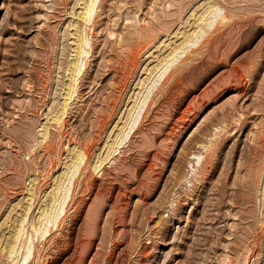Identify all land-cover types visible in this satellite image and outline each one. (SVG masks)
Masks as SVG:
<instances>
[{"label":"rangeland","instance_id":"obj_1","mask_svg":"<svg viewBox=\"0 0 264 264\" xmlns=\"http://www.w3.org/2000/svg\"><path fill=\"white\" fill-rule=\"evenodd\" d=\"M85 2L0 0V264H17V245L81 146L82 201L54 230L59 242L34 241L42 255L30 264H264V0H97L83 22ZM210 4L227 14L214 30ZM193 33L201 46L180 44ZM78 34L87 64L56 123ZM176 44L183 53L139 133L94 171Z\"/></svg>","mask_w":264,"mask_h":264},{"label":"bare ground","instance_id":"obj_2","mask_svg":"<svg viewBox=\"0 0 264 264\" xmlns=\"http://www.w3.org/2000/svg\"><path fill=\"white\" fill-rule=\"evenodd\" d=\"M97 0H86L85 4H84V7L82 8L83 10H81V14H79L81 16V19L83 22H89L90 19H91V10L93 8L94 5H96V2ZM220 5V4H218ZM209 6V5H208ZM209 8H213V12L215 13L214 16L212 18H210L208 21H207V26L209 27V29H216L217 28V25L218 23L222 22L224 19H226V15L225 12L221 9L223 7L221 6H215V5H211L209 6ZM207 9V7H206ZM204 9V10H206ZM224 9V8H223ZM203 11V10H202ZM201 11V13H202ZM204 13V12H203ZM231 13V12H230ZM79 16V17H80ZM200 18V16L198 17ZM86 24V23H85ZM88 24V23H87ZM223 24V23H221ZM198 25V24H197ZM223 26V25H222ZM85 27V26H84ZM201 28V26H200ZM79 29V28H78ZM194 29V28H193ZM77 31V29H76ZM75 31V32H76ZM80 31V30H79ZM81 32V31H80ZM192 32V31H191ZM204 33L207 32L206 29H204L203 31ZM211 32V31H210ZM78 33V31H77ZM219 33V31H218ZM71 34V33H70ZM82 34V33H81ZM85 34V33H83ZM183 34V33H182ZM208 34V33H207ZM221 34V33H220ZM219 34V35H220ZM84 36V35H83ZM82 35L78 34L76 35L75 38H77V42H75L76 46L74 48V51H75V58L74 60H71L72 62H69L68 63V66H70V68H66V69H69L70 70V73H67V74H70V79H68V83L67 84V87H66V92H65V96H63L62 98L63 101L61 103V105H58L60 106V110L57 111L54 115V118L52 116V119L53 122H56V123H61V121L63 120L64 118V115L67 113V106L69 104L68 100L70 101V99H72V95L73 93H75L76 88H77V83H76V80H75V75H77V73L79 72V70L81 69L80 68V65L81 63L84 62V66L87 61H83L85 59H83V55H82V52L84 51L83 50V41L85 39V37H83ZM149 36V35H148ZM187 36V35H186ZM204 34H201V35H198L196 33H193L191 34V36H187L186 38H184L183 43H180V44H184L187 46L190 47H193L195 48L196 46L198 45H202L201 42L205 41L203 40L204 39ZM208 36V35H207ZM218 36V35H217ZM89 37V36H88ZM152 38V37H151ZM154 39V38H153ZM217 39V38H215ZM76 40V39H74ZM149 40V39H148ZM156 40V39H155ZM208 39H206L207 41ZM210 40V39H209ZM208 40V41H209ZM214 40V39H213ZM211 42V41H210ZM144 43V42H143ZM148 43V42H147ZM146 43V44H147ZM179 44V43H178ZM209 44V42H208ZM200 45V46H201ZM183 46V45H182ZM144 47V46H143ZM147 47V45H146ZM173 46H171L172 48ZM138 48V47H137ZM186 48V47H185ZM139 49V48H138ZM145 49V48H144ZM143 49V50H144ZM182 49L181 46L177 45L176 44V47H173L172 49H170L171 51L163 57L161 59H159L158 61V64L161 63L163 61V64H159V65H162L160 69H157V75L154 79H151L150 81V85L147 87V89L145 90V92H143L144 94L138 98V94L140 93L141 89L143 88V83H145V81H143L138 89V91L135 93V97H134V100H133V103L131 104V106H129L130 108L128 109L127 111V115H126V118L125 120L123 121V124L119 127L118 131L116 132V134L114 135L113 138H111V142L105 144L107 146H105V154H103V156L101 155L99 157V159H97V161L95 162V164L92 166L93 170L96 171V170H99L102 166V164H104L105 162H110L111 161V158H110V155H112V158L114 157L113 155L115 153H118L120 152V149L121 147H123V145L127 144V146L130 144V142L132 141V137L138 132L139 128H141V124H142V121H143V118L147 112V110H149V105L151 103V100H152V97H153V94H154V90L157 89L159 86V84H161V82L167 77H169V75L171 74V70H172V65L171 63L173 61H176L175 59L178 58L182 52ZM73 50V49H72ZM71 50V51H72ZM132 50V49H131ZM191 50V49H190ZM195 50V49H194ZM138 51V50H137ZM186 51V50H185ZM184 51V53H185ZM143 52V51H142ZM191 52V51H190ZM129 55V54H128ZM147 55V54H146ZM185 55V54H184ZM183 57V56H182ZM71 59V58H70ZM130 62H131V65L132 66L131 68H134L140 61V58L138 56V52H134L132 53V57H130ZM68 62V61H67ZM174 63V62H173ZM67 64V63H66ZM70 64V65H69ZM158 64H155L156 66ZM175 64H180V63H175ZM129 65V63H128ZM157 66L158 68L160 66ZM183 65V64H182ZM156 66H154V68H152L153 72L154 70L156 69ZM184 67V66H183ZM193 67V66H192ZM137 68V66H136ZM65 69V70H66ZM128 69V68H127ZM151 70V71H152ZM150 71V72H151ZM188 71V70H187ZM131 72V71H129ZM190 73V72H189ZM65 74V73H64ZM79 74V73H78ZM130 74V73H129ZM151 74V73H150ZM156 74V73H155ZM194 74V73H193ZM183 75V74H182ZM69 76V75H68ZM78 76V75H77ZM179 76V75H178ZM147 77V76H146ZM190 77V76H189ZM184 78V77H183ZM182 78V79H183ZM77 79V77H76ZM149 79V78H148ZM147 79V80H148ZM189 80V79H188ZM191 80V79H190ZM124 81V80H123ZM182 81V80H181ZM193 81V80H191ZM176 85V84H175ZM142 87V88H141ZM178 87V86H177ZM181 87V86H180ZM141 88V89H140ZM159 90V89H158ZM171 92V91H170ZM157 93V92H156ZM142 94V93H141ZM64 95V94H63ZM74 96V95H73ZM193 101V100H192ZM57 104V103H56ZM60 104V103H59ZM119 105V104H118ZM188 105V104H187ZM117 108V107H116ZM189 109V108H187ZM197 109V108H196ZM55 110V109H54ZM151 110V109H150ZM185 110V109H184ZM186 111V110H185ZM188 111V110H187ZM190 111V110H189ZM188 111V112H189ZM149 112V111H148ZM116 113V112H115ZM184 113V112H183ZM103 115V114H102ZM182 116V115H181ZM105 117V116H104ZM184 117V116H183ZM185 118V117H184ZM189 118V116H188ZM186 119V118H185ZM104 120V118H103ZM191 120V119H190ZM64 122V121H63ZM101 122H103L101 120ZM185 122V121H184ZM104 123H108V122H104ZM55 124V123H54ZM102 125V124H101ZM58 126V124H57ZM62 126V125H61ZM176 126V125H175ZM50 127V126H49ZM47 128V127H46ZM48 129V128H47ZM47 129H45V131H43V138H41L42 141L40 142H43L45 143V141H47V138H48V132ZM173 130V129H172ZM100 132V131H99ZM139 133V132H138ZM110 134V133H109ZM172 134V133H170ZM108 137V136H107ZM110 137V136H109ZM49 139V138H48ZM108 142V140L106 141ZM82 147V146H81ZM81 147H77L75 149V153H73V156L71 158L70 163H69V166H68V172L65 174V173H62L63 175L65 174V177L62 179L61 177L56 181V184L53 185V192L51 193V197H50V200L49 202H47V204L45 205V207L41 208V211L39 212V215L37 216V220L34 224V232H30L29 234L25 232V236H24V240L22 242V244H18L16 243L17 240H20L18 237H19V234L21 231V225L22 222L24 221V219H26V214H27V210H25L21 217H19L20 221H19V225L20 226H17L14 230V233H13V238H12V241L8 244V246L1 250V251H4L7 253V257L9 258L10 256L8 255H13L14 252L19 251V257L18 259L16 260V263L17 264H30L32 263V261H34V257L35 256H38L37 255V252L36 249L35 250V244H34V241H36L38 243V241L44 239L46 240L47 238H49V236L53 235V232H55L54 230H56V233H59L57 232V230H61L60 229V226L62 224V222H64V219H65V215L67 213V210L70 208V206L74 203H76L78 206L80 204V202L82 201L80 198L77 200L75 197V187L77 186V181H79V174L82 167L84 166L85 162H86V159H87V155H86V151L84 150V148L82 149ZM89 150V149H88ZM122 150V149H121ZM124 150V149H123ZM122 150V151H123ZM104 153V152H103ZM121 153V152H120ZM156 157V156H155ZM114 159V158H113ZM112 159V160H113ZM200 159V155L198 154L197 157H196V161H199ZM87 163V162H86ZM154 163V162H153ZM106 164V163H105ZM262 164V163H261ZM264 164V163H263ZM104 166V165H103ZM263 168V167H262ZM85 169V168H84ZM66 170V169H65ZM101 170V169H100ZM99 170V171H100ZM262 175V174H261ZM63 177V176H62ZM86 177V176H85ZM260 178V177H259ZM82 179H84L82 177ZM81 180V178H80ZM85 180V179H84ZM82 182V181H81ZM79 183V182H78ZM85 183V182H84ZM89 183V182H88ZM85 185V184H84ZM80 187H83V186H80ZM80 189V188H79ZM80 192V191H79ZM84 192V191H83ZM82 192V193H83ZM33 193V192H32ZM78 195V194H77ZM82 195V194H81ZM80 195V196H81ZM264 198V197H263ZM31 205V204H30ZM75 205V204H74ZM29 207V206H28ZM27 207V208H28ZM76 208V206L74 207ZM79 208V207H77ZM41 217V218H40ZM96 222V221H95ZM18 223V222H17ZM92 224V223H91ZM96 225V224H95ZM92 227V226H91ZM23 233V232H22ZM21 233V234H22ZM55 235V233H54ZM53 235V236H54ZM52 236V237H53ZM55 237V236H54ZM63 237V236H62ZM22 238V236H21ZM56 238V237H55ZM58 238V237H57ZM57 238H56V241L52 240V242L54 241L55 243L56 242H59L57 241ZM50 239V238H49ZM48 240V239H47ZM64 240V239H63ZM21 241V240H20ZM19 241V242H20ZM43 241V240H42ZM46 242V241H45ZM21 243V242H20ZM55 243H53L55 245ZM61 243V242H60ZM18 244V245H17ZM41 244V243H40ZM39 244V245H40ZM16 245L18 246L17 249L15 248ZM43 245V244H42ZM41 245V246H42ZM68 245V244H67ZM19 246H21V249L19 250L18 248H20ZM45 246V245H44ZM61 246V245H60ZM65 246V245H64ZM84 246V245H83ZM2 247V246H1ZM0 247V248H1ZM38 247V246H37ZM63 247V246H62ZM89 247V246H88ZM60 248V247H58ZM64 248V247H63ZM62 248V249H63ZM14 249H16V251H14ZM56 249V248H55ZM64 249H67V246H65ZM14 251V252H13ZM13 252V253H12ZM42 252V251H41ZM39 252V253H41ZM85 252V251H84ZM12 253V254H11ZM42 255V254H40ZM39 255V256H40ZM68 256V255H67ZM69 257V256H68ZM46 258V257H45ZM39 259V258H37ZM84 259V258H83ZM50 260V259H49ZM82 260V259H81ZM80 262V261H79ZM78 262V264H79ZM83 263V262H82Z\"/></svg>","mask_w":264,"mask_h":264}]
</instances>
